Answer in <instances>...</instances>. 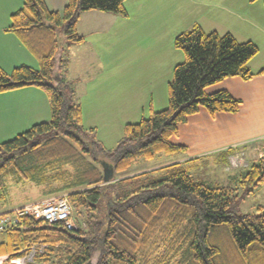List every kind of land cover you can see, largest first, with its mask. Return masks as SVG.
<instances>
[{"label":"trees","instance_id":"trees-1","mask_svg":"<svg viewBox=\"0 0 264 264\" xmlns=\"http://www.w3.org/2000/svg\"><path fill=\"white\" fill-rule=\"evenodd\" d=\"M22 1L6 30L38 60L39 68H0V93L42 90L50 119L0 143V201L6 177L48 185L45 174L55 164L68 165L73 171L68 202L83 222L67 230L61 223L47 227L23 218L18 227L0 234V257L21 258L34 244L36 250L42 246L41 252L26 264H169L173 259L176 264H264V206L242 213L238 188L196 180L188 163L122 176L136 160L185 152L171 138L201 109L212 117L236 114L239 99L224 90L208 94L206 88L227 78L264 75V67L255 74L248 68L257 46L229 33H205L197 25L177 35L173 48L184 59L173 68L168 105L126 123L121 139L107 149L83 125L75 82L66 77L67 49L84 40L76 28L82 13L126 18V0H67L61 13L48 11L42 0ZM102 164L114 170L109 183L102 181ZM232 183L253 193L264 183V158L242 168Z\"/></svg>","mask_w":264,"mask_h":264},{"label":"crops","instance_id":"crops-1","mask_svg":"<svg viewBox=\"0 0 264 264\" xmlns=\"http://www.w3.org/2000/svg\"><path fill=\"white\" fill-rule=\"evenodd\" d=\"M150 1L152 4L147 8L144 0H126L124 4L126 18L89 11L82 13L78 19L77 32L84 40L82 43L68 48L67 54L70 60L66 77L75 82V98L82 109L83 125L85 128L93 129L96 139L97 131L100 128H105L110 136L116 137L117 131L121 129V123L124 126L126 123L136 122L130 117L124 122L118 121L117 118L110 119V116L116 113L117 91L113 86L106 87L105 81L114 80L112 77L116 76L117 70L116 67L113 70V66L117 63L121 65V54L118 55V62L116 55L112 60V71L107 70L110 69L108 62L105 57L103 60L99 59L100 55L96 59L94 58L98 61L95 63V67H86L92 58V51L100 53L101 49L105 53L111 49L106 45L107 35L111 29L114 30L116 25L119 27L123 22L130 24L129 29L119 30L118 43L121 47L123 38L129 39V44H132L130 51L139 55L138 61L134 63V68H138L140 72H137L138 80L143 81V86L134 90L136 104L130 108L134 112L132 116L138 117L146 105V100L153 101L154 99L151 90L145 91V84L157 82L158 76L159 80L163 78L166 83L170 69L180 63L178 62L180 61V57L177 55L178 50L173 48L172 39L177 36V31H184L182 29H186V26L182 25L184 28L177 26L173 32L169 30L168 26H163L162 20L168 19V2L165 0L163 3L155 0L160 3V5H156L154 0ZM42 2L48 11L58 13H61L67 4V0H42ZM169 2L173 6L172 12L174 9L178 10L173 19L180 22L183 20V16L179 13L184 8V2L180 0ZM22 3V0H0V68L6 72L22 65L39 68L38 60L11 31L6 30L10 26V16L22 7ZM195 9H197L195 12L197 20H194V23L190 20L189 25H197L205 33L217 32L220 35L229 33L238 42L250 41L254 43L258 48V54L250 61L248 68L255 74L264 67V5L262 0L254 2L249 0H193L189 10L194 13ZM216 10L225 12L227 18H220ZM230 15L234 16L235 22H231L233 18ZM90 68H95L96 71L89 72ZM148 69H152V72L148 73L150 77L146 73ZM165 72H167V76ZM132 74L134 75L133 71ZM144 74L146 77L143 76ZM97 83L100 85L96 87ZM39 90L36 87H25L0 93V143L46 120L43 118L38 120L36 116L37 109L46 105L44 93L42 94ZM220 90L228 92L241 101L238 112L236 114L219 113L212 117L204 109H201L197 114L190 116L185 124L179 126L178 135L171 138L173 144L183 145L186 148V151L183 152L184 156L161 165L184 163L191 158L216 157L213 160L214 164L221 163L223 167L215 172L226 175L227 181L231 178L229 181L233 182L241 170V168L228 170V163L234 154L240 150L247 154L250 162L244 168L251 166L259 158H264V75L254 76L250 80L238 77L227 78L206 88V93L212 94ZM93 93L97 95L92 96ZM97 96L107 98L109 110L106 111L101 105L94 107L93 112H89L86 116L89 102ZM46 100L48 102L47 98ZM161 104L163 101L159 103V105ZM48 106L49 102L46 110L49 109ZM209 129L212 133L211 142L205 144L204 134ZM97 140L105 148L111 145L102 139ZM174 140L180 142L175 143ZM155 167L141 168L140 172L149 171ZM50 197L32 201H44ZM12 209L0 210V214Z\"/></svg>","mask_w":264,"mask_h":264},{"label":"rangeland","instance_id":"rangeland-1","mask_svg":"<svg viewBox=\"0 0 264 264\" xmlns=\"http://www.w3.org/2000/svg\"><path fill=\"white\" fill-rule=\"evenodd\" d=\"M159 1L163 3L165 2V0H159ZM166 1L169 4V14H168V19L162 20L163 26H168L169 30H171L172 32L177 26H179V28H184L182 27V25L186 26V29H182L184 31L182 32L177 31L176 35L189 31L191 28H193V25L192 26L189 25L190 20H192L193 23H194V20H197L196 19L197 13H195L197 9L194 10L195 14L189 10L193 0H180L181 2H184V8L181 9L179 13L181 16H183V20H181L180 22H178V20L173 19V17L175 16V13L178 12V10L176 11L174 9V11L172 12L171 9L173 6L172 4H170L171 2H169L171 0H166ZM153 2L156 5H160V3L155 0ZM144 4L148 8L151 6L152 2L150 0H144ZM216 13H218V16L220 18H227L226 13L221 10H216ZM231 18H233L231 19V22L232 23L235 22L234 16H231ZM125 28L129 29L130 24H126V22H123L119 25V27L118 25H116L114 30L111 29L110 33L107 35V41H106L107 47H110L111 49L108 48L109 50L105 53L102 52L101 49L99 51L100 53H94L91 49L92 51V58L90 60L91 63L88 62L86 67L88 66L95 67V63L96 62L98 63V61L94 60V58L96 59L98 55H100L99 59L103 60V58L105 57V60L108 62L110 69H107V70H111L112 69L111 63H113L112 60L115 58V55L117 56V62H118V55L121 54V58H122L121 65L117 63V64H114L113 66V70L115 69V67L117 70L116 76L112 77V79L114 78V80L111 82L109 80L105 81L106 87L113 86L115 87V91H117V102H118L116 103L117 109H116V113H113L115 115L113 116L111 115L110 119L117 118L118 121L124 122V120L130 117L131 120H134L137 122L142 117H148L151 114V111L162 110V108L164 109L168 105L167 88H168L169 81L172 79V71L175 65L170 69V73L168 75V80H167L168 83L167 81H165L166 83H164L163 78L159 80V76H158L157 82H154V83L147 82L145 84V89H146L145 91H147L148 89L151 90L153 92L154 99L153 101L146 100V103H145L146 105L144 106V109L141 111L138 117L132 116L134 112L130 108L134 107V105L136 104L134 90L140 89L141 86H143V83H142L143 81L141 82L138 80L139 78L137 76V72L139 71H138V68H134V63L138 61L139 55L138 53H134L130 51L131 50L130 46L132 44H129V39H125L124 37L123 38L124 41L122 42L121 47L119 46L120 44L118 43V33H119V30H122ZM115 45H116V53H115ZM172 46H173V43H172ZM67 52H68V49H67ZM177 53H178L177 55H179L180 57L179 58L180 61L178 62H182L184 59L183 54L180 51H178ZM90 71L94 73L96 70L95 68H90L89 72ZM132 71L134 72V75L132 74ZM150 72H152V69H148L146 73L148 74ZM145 75L146 74H144L143 76L146 77ZM148 75L150 77V74ZM165 75L167 76V72H165ZM95 85L97 87L100 84L97 83ZM40 92H42V94L44 93L42 90ZM94 95H97V94L93 93L92 96ZM43 96L45 97L44 101L46 105L45 107H41L40 108L41 110L37 109L36 116L38 117V120L43 118V120L44 119L46 120L42 122H48L50 119V107L48 106L49 109L46 110L47 105H48V102L46 100L47 97L45 93L43 94ZM106 99L107 98H102L98 96L96 98H92L91 102H89L88 104V108H86V116L89 112L91 111L93 112L94 107H98L101 105L103 106V108H105L106 111L109 110L108 102ZM162 101H163V104L159 105V103H161ZM42 122H39V123H42ZM122 124L123 123H121V125L119 124L121 126V129L117 131L116 137L110 136L107 133V130L105 128H100L99 131H97V139L99 140L102 139L104 140V142L106 143L108 142V144H111L110 147H107V148L109 149L113 148V146L119 140L120 136L123 135ZM193 124H196V123H193ZM211 134L212 133L210 129L206 131V133L204 134L205 144H210ZM14 137L15 136L9 137L10 139H7L6 141L11 140ZM174 142L178 143L180 141L174 140ZM193 146L195 147V144ZM208 146H211V145H208ZM183 154H184L183 152L174 153V154L161 153V154L156 155L151 160H143V159L136 160L132 164V166L125 173L122 174V176L127 177V176L138 174L142 170L141 168H151V167L158 166V167L151 169V170H154V169H158V168L170 165V164H167V165H161V164H166L167 162H171L177 158H180L184 156ZM215 158L216 157H211V156L200 158V159L191 158V159H188L190 162L185 161L184 163H188V166H186L188 168V172L196 180L205 181L210 184L230 185L234 188L235 187L238 188V196H240L242 199L239 200L237 203H238V208L240 209L242 213L253 212L257 205L264 206V183L260 185L253 193L246 194V190H247L246 187L240 188L238 184L235 185L232 183V181H229V179L231 178H229L227 181L226 175L215 172L217 169H221L223 167L221 163L214 164L213 160ZM230 162L231 163H228L229 171L235 168L236 169L244 168L245 166L249 164L250 159H248L247 154L243 150L242 151L240 150V152L232 156V158L230 159ZM256 162L257 161H254V163ZM72 172H73L72 169L68 165L55 164L53 168L51 169V171L45 174L47 177H49L48 185H35L31 181L21 182V181L16 180V178L14 177H6L4 180L5 187H6L5 198L2 201H0V210L12 209L17 206L33 203L32 200L40 199L43 197L48 198L50 197L49 191H57L58 193L52 195L47 200H50L51 198L53 199L56 197H66L67 198L68 194L70 193V189H68L67 184L70 182V175H72ZM71 217L73 220V224L76 226V228L82 224L83 219L78 217L77 214H75L73 208L71 212ZM31 245H34V244H30L29 247H31ZM6 257L7 256L0 257V261H2L3 258L5 259ZM32 258H31V261H32ZM25 262H28V261L24 260V263ZM169 264H176V259L171 260Z\"/></svg>","mask_w":264,"mask_h":264},{"label":"built area","instance_id":"built-area-1","mask_svg":"<svg viewBox=\"0 0 264 264\" xmlns=\"http://www.w3.org/2000/svg\"><path fill=\"white\" fill-rule=\"evenodd\" d=\"M71 212L72 207L66 197H56L50 200L21 205L15 207L11 211L0 214V234L7 229L18 227L23 218H30L33 221L42 222L47 227H52L54 224L61 223L65 229L74 230L76 226L73 224ZM41 248L42 246L36 250L37 248L35 245L31 246L29 252L25 256L15 260H8L6 257L0 261V264H26L31 261L36 251L41 252ZM24 260L28 262L24 263Z\"/></svg>","mask_w":264,"mask_h":264},{"label":"water","instance_id":"water-1","mask_svg":"<svg viewBox=\"0 0 264 264\" xmlns=\"http://www.w3.org/2000/svg\"><path fill=\"white\" fill-rule=\"evenodd\" d=\"M102 171H103V176H102L103 183H109L111 180H113L114 170L112 169V167L102 164Z\"/></svg>","mask_w":264,"mask_h":264}]
</instances>
